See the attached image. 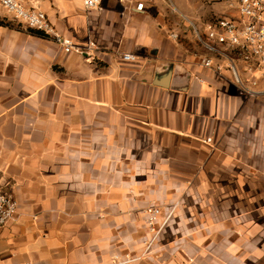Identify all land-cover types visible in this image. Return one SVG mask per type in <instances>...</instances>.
I'll return each mask as SVG.
<instances>
[{"label": "crops", "instance_id": "obj_1", "mask_svg": "<svg viewBox=\"0 0 264 264\" xmlns=\"http://www.w3.org/2000/svg\"><path fill=\"white\" fill-rule=\"evenodd\" d=\"M24 1L87 51L65 52L0 7L11 21L0 24V188L19 205L0 227V264H264L258 71L244 66L243 89L204 67L206 50L166 25L158 0ZM231 12L201 9L200 25ZM173 202L143 254L144 209L161 206L162 220Z\"/></svg>", "mask_w": 264, "mask_h": 264}, {"label": "built area", "instance_id": "obj_2", "mask_svg": "<svg viewBox=\"0 0 264 264\" xmlns=\"http://www.w3.org/2000/svg\"><path fill=\"white\" fill-rule=\"evenodd\" d=\"M102 0H84L87 8H95ZM230 14L214 15L202 27L193 26V38L206 54L200 58L201 64L215 71L227 68L235 81L244 89V66L256 70L259 77L251 80L252 85L260 83L264 93V0H229ZM0 7L13 18L21 21L28 29L41 31L59 43L65 52H86L70 38L59 34L47 14L36 7L27 5L24 0H0ZM143 3L137 5L138 9ZM173 38H180L181 31H172ZM88 45L87 48L93 46ZM126 61H135L133 53L122 55ZM255 93L254 90H249ZM18 201L12 192L0 188V227L15 221L18 215ZM147 222L155 230L159 208H149ZM134 258H121L115 255L109 264H130ZM17 264V263H10ZM23 264H39L27 261ZM179 264H186L180 262Z\"/></svg>", "mask_w": 264, "mask_h": 264}, {"label": "rangeland", "instance_id": "obj_3", "mask_svg": "<svg viewBox=\"0 0 264 264\" xmlns=\"http://www.w3.org/2000/svg\"><path fill=\"white\" fill-rule=\"evenodd\" d=\"M158 3L156 6L160 9H164L165 14V23L166 25L173 29L176 28L183 29V31H186L187 33L193 31V26L202 27L200 25L201 22H203L205 19H207L208 15L207 13L200 14L201 9H229V0H158ZM185 9V10H184ZM3 12L2 9H0V19H3L5 22H11L7 18H3L1 16V13ZM12 21L18 22L13 17H11ZM185 33L181 34V37L184 38ZM194 39V38H193ZM189 42V40H186ZM188 44V43H187ZM179 203L173 202L170 206H168V214H164V218L160 220V216L162 214L161 206L156 204H151L147 206L144 209L145 213V223L147 227L149 228V232L151 233L150 236L147 239H144L143 241V254H147L150 252V250L154 247L157 240L159 239L162 230L164 229L165 225L168 223L169 219L171 218L172 214L176 211L178 208ZM149 208H159L160 214L157 218V223L155 225V230H153L147 222L148 218V210ZM120 256L119 254H115ZM114 255V256H115ZM112 257V259L114 258ZM121 258H134L139 259L140 256H125ZM135 260V261H136ZM112 261V260H111ZM132 261L131 263L135 262ZM130 263V264H131Z\"/></svg>", "mask_w": 264, "mask_h": 264}, {"label": "trees", "instance_id": "obj_4", "mask_svg": "<svg viewBox=\"0 0 264 264\" xmlns=\"http://www.w3.org/2000/svg\"><path fill=\"white\" fill-rule=\"evenodd\" d=\"M0 24H9L8 22H5V21H3V20H0ZM30 31L32 32V33H35V34H39V35H43V36H47L46 34H44L43 32H41V31H37V30H33V29H30Z\"/></svg>", "mask_w": 264, "mask_h": 264}, {"label": "water", "instance_id": "obj_5", "mask_svg": "<svg viewBox=\"0 0 264 264\" xmlns=\"http://www.w3.org/2000/svg\"><path fill=\"white\" fill-rule=\"evenodd\" d=\"M188 76H189V73H188V72H185V73H184V76H183V79L185 80V83H186V80L188 79ZM154 83H158V82L154 81ZM183 83H184V82H183ZM185 83H184V84H185ZM158 84L163 85L162 83H158ZM172 85H173V84H172ZM172 85H171V86H172ZM163 86H164V85H163ZM165 86H167V84H165ZM178 86H179V85H178ZM180 86H181V85H180ZM180 86H179V87H180ZM181 89H182V90L185 89V88H184V85L181 86Z\"/></svg>", "mask_w": 264, "mask_h": 264}]
</instances>
